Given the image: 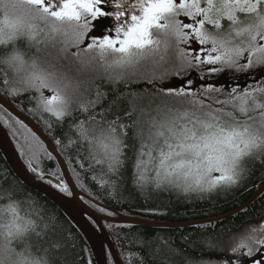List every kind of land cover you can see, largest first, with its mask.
<instances>
[{
    "label": "snow or ice",
    "instance_id": "6c2138e0",
    "mask_svg": "<svg viewBox=\"0 0 264 264\" xmlns=\"http://www.w3.org/2000/svg\"><path fill=\"white\" fill-rule=\"evenodd\" d=\"M151 29L174 37L185 66L132 80L135 73L126 69L139 64L148 46L159 43ZM58 38L62 47L57 62L75 60L80 65L77 76L86 69L97 73L94 94L85 89L89 94L81 93L77 109L71 106L69 90L78 91L80 81L57 63L43 66L24 50L27 42L38 53L39 45L54 46ZM91 51L96 57L84 59ZM0 72L5 96L15 100L22 93L36 94L29 95V102L35 100L29 111L45 122L46 130L54 133L57 124L63 130L68 123L65 148L78 146L83 171L100 166L109 176L102 186L119 189L129 160L137 188L145 187L146 173L152 172L156 189L184 193L230 190L250 178L257 166L264 167V0H0ZM221 74L225 79L218 82ZM172 77L180 78L179 85ZM97 79L112 85L111 90L96 86ZM121 82L142 83L153 96L135 119L137 93L117 87ZM144 117L147 133L139 126ZM135 126L129 145L128 129ZM29 167L45 178L31 161ZM53 186L72 194L63 179ZM258 231L252 228L231 248L233 254L246 249L240 253L245 259L225 258L218 264H264V237L255 235ZM157 239L163 246L156 249L160 264H172L176 250L163 237ZM183 239L188 242L189 237ZM197 244L217 250L210 238L190 246ZM74 247L56 218L30 193L0 176V264H68V250ZM125 259L126 264H144L139 253ZM186 264L197 262L186 259Z\"/></svg>",
    "mask_w": 264,
    "mask_h": 264
},
{
    "label": "trees",
    "instance_id": "16d2710c",
    "mask_svg": "<svg viewBox=\"0 0 264 264\" xmlns=\"http://www.w3.org/2000/svg\"><path fill=\"white\" fill-rule=\"evenodd\" d=\"M151 31L154 33V39L159 40V43L148 46L144 50L139 64L126 69L128 73H135V75L130 76L132 80L142 79L145 76L151 75L153 72L159 74L164 69L175 71L185 66L182 60L166 55L171 54V50L177 51L174 37H165L163 33H155V29H151ZM94 34L99 35L100 33L96 32ZM58 41L59 38L54 46L52 44H49L47 47L43 44L39 45L40 51L38 53L36 47H32L29 50L27 42H25L24 50L28 52L29 56L35 54L43 66L47 67L49 61L57 63V68H61V70L68 72L69 77H75L80 81L78 91L69 90L71 106L73 109H77L81 99H83L81 93H85V89L90 90L94 94L95 86L92 84V80L96 77L97 73L96 71L86 69L82 74L77 76L76 69L80 65L75 60L67 58L57 62L59 49L62 47ZM146 53L150 54L148 59L144 58ZM96 55V51H91L86 53L83 58L90 59L96 57ZM94 67H96L95 64ZM192 75L193 79H195V73H192ZM2 76L3 73L0 72V79H2ZM224 79L225 75L221 74L218 77V82H223ZM171 81L179 85L180 78L172 77ZM101 84H103L102 90H111L112 88V85L97 79L96 86ZM116 86L126 92L137 93L133 100V104L136 107V114L133 116V119L136 118V115H139V109L141 107L147 109L149 101L153 99L152 94L145 91V86L142 83H131L125 86L121 82ZM0 87H3L2 83H0ZM45 94L49 95L50 93L45 90ZM88 94L85 93V95ZM0 95L33 121L42 133L45 134L56 149L58 155L63 159L76 189L81 195L86 197V199L82 198V201L102 217L113 216L108 213L116 211L123 216L147 218L164 223H185L211 219L241 207L264 186V167L257 166L250 178L243 181L238 187L230 190L222 189L212 193H184L178 189H156L152 182V176L154 175L152 172H147V182L145 187L141 189L137 188L133 183L132 160H129L126 164L124 179L119 189L102 186L101 182L109 179V176L102 174L100 166H97L94 172L83 171L80 168V162L76 155L79 150L78 146L73 145L65 148L66 145H69L68 136L65 135L68 132V123L66 122L64 124L63 130L57 124L55 126V132L50 133L49 130H46L45 122L41 121L38 115L34 116L29 111V109L35 107V100L29 102V95L34 96L36 95L35 93H22L15 100L5 96L3 92H0ZM129 99H132V97H129ZM155 103H159L158 98ZM155 103L152 104V108H155ZM124 104L125 107H129L128 101H125ZM76 114L79 115L78 112ZM152 114L155 115L154 112ZM80 118L83 119V117ZM145 119L147 118L144 117L141 120V125L139 126H143L145 133H147V125L143 122ZM46 120L47 115L45 116ZM68 120L70 121L71 118L69 117ZM17 121L20 123H17ZM125 123H131V121L125 120ZM0 124L6 130L19 158L32 177L38 180L40 179L38 174L33 172L29 167V161L43 175L50 174L61 179V171L57 160L49 152L46 145L40 139H35L32 136L33 132L11 113L9 115V112L2 106H0ZM139 126L128 129V139L126 142L129 145L133 144V136ZM57 139L62 140V143L58 145L56 143ZM49 153H51V156H49ZM127 155L129 157L132 156L131 149H129ZM84 166L87 168L86 161ZM103 172H107L106 166ZM77 174H79V179H77ZM0 176H7L10 182L15 181L22 191L31 194L39 205L43 207L47 215L56 218L64 234L69 237V244H75L74 248L68 250V264H87L88 260H91V264H95L90 248L77 228L51 201L23 186L12 174L1 153ZM57 190L64 193L59 189ZM64 195L66 194L64 193ZM101 208L105 209V211H101ZM148 209L155 211L149 212L147 211ZM101 224L121 264H126L125 258L129 253H139L144 258V264H160V257L156 254V249L158 247L162 248L163 246L157 237H163L169 241L176 250V254L172 258V264H186V259L194 260L198 264H211L224 260L225 258L229 260H235L237 258L245 259L240 253L246 251V249H241L240 252L233 254L231 248L240 243L252 228L259 230L255 235L264 237V229H261V225L264 224V192L247 208L242 209L228 219L211 224H203L205 226L203 228L201 225L171 229L146 228L138 225L107 222H102ZM184 237H189L188 242L184 241ZM205 238H210L217 245V250H209L203 244H197L195 247L190 246L193 241H199ZM137 239L145 242L143 246L136 243ZM85 249L88 251L85 252ZM78 256L82 258L79 261ZM106 259L107 264H113L107 251ZM133 264H139V261L134 260Z\"/></svg>",
    "mask_w": 264,
    "mask_h": 264
},
{
    "label": "water",
    "instance_id": "95a60500",
    "mask_svg": "<svg viewBox=\"0 0 264 264\" xmlns=\"http://www.w3.org/2000/svg\"><path fill=\"white\" fill-rule=\"evenodd\" d=\"M0 105L10 112L13 116L18 118L23 124H25L33 133L42 140L48 150L54 155L56 158L61 173L66 180L67 184L69 185L71 195L67 196L64 194H59L46 186L43 183V180H49L55 183L56 181L50 177H45L41 180L34 179L30 173L27 171L26 167L21 162L6 130L0 125V153L2 154L5 162L10 167V169L14 172V174L18 177V179L30 190L37 191L41 195H43L46 199L51 201L55 206H57L60 210H62L67 217L70 219L72 224L78 229L81 233L85 241L87 242L93 258L96 264H107L106 260V251L108 250L110 257L114 264H120V261L117 257V254L111 244V241L106 234L105 230L103 229L101 222H108L114 224H133V225H141L146 227H186L191 225H197L202 223H214L217 221L225 220L233 216L234 214L238 213L244 208H247L252 202H254L257 197L260 196L261 193L264 192V186L250 198L248 202H246L241 207L221 216H217L211 219H207L201 222H194L190 224H168L161 222L160 224L150 223L140 221L138 219L130 218L127 216L118 215L114 219H107L101 217L97 213H94L89 207L83 203L81 198H84L81 195L72 179L68 173L66 165L62 158L58 156L56 149L50 142V140L41 132V130L31 121L27 116L23 113L18 111L10 102L0 96ZM91 221L94 223L95 226L91 224Z\"/></svg>",
    "mask_w": 264,
    "mask_h": 264
},
{
    "label": "bare ground",
    "instance_id": "6f19581e",
    "mask_svg": "<svg viewBox=\"0 0 264 264\" xmlns=\"http://www.w3.org/2000/svg\"><path fill=\"white\" fill-rule=\"evenodd\" d=\"M172 54V53H171ZM170 57H172V56H170ZM174 57V56H173ZM175 58V57H174ZM176 59V58H175ZM1 96V95H0ZM2 97V96H1ZM4 98V97H3ZM5 99V98H4ZM8 101V100H7ZM9 102V101H8ZM19 111V110H18ZM10 113V112H9ZM22 113V112H21ZM15 117V116H14ZM18 119V118H17ZM19 120V119H18ZM34 123V122H33ZM1 125V124H0ZM36 125V124H35ZM37 126V125H36ZM38 127V126H37ZM42 132V131H41ZM44 134V133H43ZM45 135V134H44ZM42 141V140H41ZM43 142V141H42ZM44 143V142H43ZM45 144V143H44ZM46 145V144H45ZM47 147V146H46ZM48 149V148H47ZM50 152V151H49ZM57 152V151H56ZM2 155V154H1ZM54 156V155H53ZM59 156V155H58ZM56 159V158H55ZM21 160V159H20ZM63 160V159H62ZM22 162V161H21ZM58 163V162H57ZM24 165V164H23ZM8 166V165H7ZM25 166V165H24ZM59 166V165H58ZM9 167V166H8ZM67 168V167H66ZM9 169H10V167H9ZM27 169V168H26ZM60 169V168H59ZM11 170V169H10ZM27 171H28V169H27ZM61 171V170H60ZM11 172H12V174L15 176V178L21 183V184H23L19 179H18V177L14 174V172L11 170ZM29 172V171H28ZM30 173V172H29ZM69 173V172H68ZM147 174V173H146ZM31 175V174H30ZM44 177H50V178H52V179H54L55 181H57V180H59V178H56V177H54V176H52V175H50V174H44ZM34 178V177H33ZM35 179V178H34ZM61 179H63L65 182H66V180L64 179V177H63V175H62V173H61ZM36 180H38V179H36ZM39 180H41V179H39ZM73 182V181H72ZM43 183L46 185V186H48L49 188H51L52 190H54L55 192H57V193H59V194H64V193H62V192H60V191H58L57 190V188L56 187H54L53 185H54V183L53 182H49V180H43ZM23 186H25L24 184H23ZM75 186V185H74ZM26 187V186H25ZM27 189H29L28 187H26ZM30 190V189H29ZM69 190H70V188H69ZM31 191H33V190H31ZM78 191V190H77ZM33 192H35V193H37V194H39V195H41L39 192H37V191H33ZM81 194V193H80ZM262 194V193H261ZM41 196H43V195H41ZM44 197V196H43ZM258 198V197H257ZM84 199H86V197H84ZM81 200H82V198H81ZM84 203V202H83ZM85 204V203H84ZM54 205V204H53ZM55 206V205H54ZM55 207H57V206H55ZM58 208V207H57ZM59 209V208H58ZM89 209H91V208H89ZM60 210V209H59ZM94 213H97L96 211H94L93 209H91ZM63 214H64V216L70 221V219L67 217V215L62 211V210H60ZM113 211V210H112ZM118 215H122V214H120V213H118V212H116V211H113V216H109V217H106V218H108V219H114L116 216H118ZM235 215V214H234ZM123 216V215H122ZM125 216V215H124ZM221 216V215H220ZM102 217V216H101ZM127 217H130V218H134V219H138V220H140V221H144V222H150V223H156V224H160L161 222L160 221H155V220H150V219H147V218H140V217H131V216H127ZM105 218V217H104ZM205 220H207V219H203V220H196V221H192V222H185V223H170V222H168V224H190V223H194V222H201V221H205ZM71 222V221H70ZM103 222V221H102ZM101 222V223H102ZM218 222V221H217ZM72 223V222H71ZM108 223V222H107ZM91 224L93 225V226H95L94 225V223L91 221ZM114 224V223H113ZM203 224H211V223H209V222H207V223H202V224H197V225H191V226H198V225H203ZM102 225V224H101ZM129 225H133V224H129ZM138 226H141V225H138ZM191 226H186V227H191ZM103 227V226H102ZM143 227H146V226H143ZM186 227H179V228H186ZM146 228H169V227H146ZM104 229V228H103ZM171 229H174L173 227H171ZM78 230V229H77ZM106 232V231H105ZM107 234V233H106ZM87 243V242H86ZM112 244V243H111ZM113 246V245H112ZM114 248V247H113ZM91 251V250H90ZM105 251H107L108 252V250L107 249H105ZM92 253V252H91ZM109 253V252H108ZM110 255V254H109ZM93 256V255H92ZM118 257V256H117ZM94 259V258H93ZM119 259V258H118ZM107 260V259H106ZM95 261V260H94ZM113 262V261H112ZM96 264V263H95ZM114 264V263H113ZM121 264V263H120ZM198 264V263H197ZM211 264H218V262H213V263H211Z\"/></svg>",
    "mask_w": 264,
    "mask_h": 264
},
{
    "label": "rangeland",
    "instance_id": "374dc122",
    "mask_svg": "<svg viewBox=\"0 0 264 264\" xmlns=\"http://www.w3.org/2000/svg\"><path fill=\"white\" fill-rule=\"evenodd\" d=\"M163 32H164L163 29H160V30L155 29V33L162 34ZM170 52H171L172 54H166V55H168V56H174L176 59L181 60V59L178 57L177 51L171 50ZM149 56H150V54H149V53H146L145 56H144V58H145V59H148Z\"/></svg>",
    "mask_w": 264,
    "mask_h": 264
}]
</instances>
